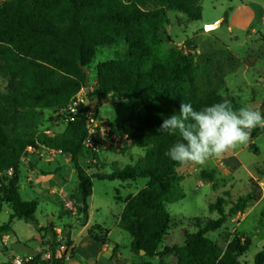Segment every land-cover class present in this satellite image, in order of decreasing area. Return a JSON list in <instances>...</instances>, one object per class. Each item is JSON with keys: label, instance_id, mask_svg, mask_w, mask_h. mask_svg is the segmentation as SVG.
Instances as JSON below:
<instances>
[{"label": "trees", "instance_id": "obj_1", "mask_svg": "<svg viewBox=\"0 0 264 264\" xmlns=\"http://www.w3.org/2000/svg\"><path fill=\"white\" fill-rule=\"evenodd\" d=\"M169 11L191 21L202 19L201 0H0V78L7 82L0 91V213L4 207L11 210L9 221L0 225V235L9 232L16 219L31 222L38 234L51 232V257L44 259L47 251L42 250L32 258L33 264H65V255L55 257L56 248L69 249L73 241L66 227L60 239L54 225L39 227V201L22 199L20 165L29 148H46L70 158L78 179L81 202L75 206L81 227L89 219L94 179H147L146 186L125 201L119 220V227L131 235V251L141 258L134 264H151L145 260L154 258L160 259L159 264H241L240 258L252 246L248 236L227 234L224 248L209 234L262 198L256 184L228 211L225 199L219 197L209 206L219 214L217 219L196 217L182 243L164 245L174 223L168 205L184 197L178 190L185 176L179 172L182 166L165 155L177 137L158 131L163 119L178 112L181 103L200 110L227 99L234 109L241 107L238 97L222 93L240 59L218 39L202 52L195 51L191 39L181 48L166 46ZM121 40L129 45L127 56L97 65L96 90L87 97L91 106L99 94L141 100L145 116L124 131L130 138L129 149H141L144 155L123 167L113 163L110 172L89 175L81 161L94 156L83 144L91 106L80 104L73 120L63 115L66 127L60 133L49 134L40 127L45 111L67 109L86 89L85 70H90L98 48ZM132 122L129 119L128 125ZM262 129L250 135L248 149L255 154L259 149L251 139ZM213 174L203 171L201 176L214 182ZM109 233L101 224L88 230L102 244L108 243ZM169 256L173 263L165 260ZM255 264H264V249Z\"/></svg>", "mask_w": 264, "mask_h": 264}, {"label": "rangeland", "instance_id": "obj_2", "mask_svg": "<svg viewBox=\"0 0 264 264\" xmlns=\"http://www.w3.org/2000/svg\"><path fill=\"white\" fill-rule=\"evenodd\" d=\"M201 6L202 19L197 21H191L178 12H168L170 25L167 27L165 37L166 46L181 48L187 39H191L195 43V51L202 52L213 39H218L221 43H224L240 59L241 64L227 76L222 93H231L238 97L241 106L250 105L264 114V108L262 107V101L264 100V0H201ZM240 6H248L257 11L256 20L247 29L239 28L232 23V18L237 22L242 20L240 12L237 11ZM221 20L222 24L219 28L212 31L206 30L207 26ZM128 49L129 45L124 40L98 48L90 67V90L86 97L96 90L97 65L107 60L125 58ZM6 85V80L0 78V91H4ZM83 90L86 93V89ZM108 99H110V102H107ZM91 107L90 113L93 114L95 119L109 120L113 131L121 136L125 133L124 130L127 127H133L137 120L143 118L146 114L141 100L133 98L119 100L110 94L95 96ZM63 115L65 114L60 111H45L40 129L49 134L62 132L66 127V121L62 118ZM129 119L133 121L130 125H128ZM116 141H118L116 146H106L100 153H91V155H94L93 157L81 161L84 170L89 175H93L100 170L110 172L113 159L118 161V166L123 167L131 164L138 156L144 155V151L141 149H129L130 144L125 140L116 139ZM251 141L258 147L259 154L251 152L247 144V146L225 154L221 160H218L217 164L213 162V165L210 163L212 166H199L184 172L185 179L178 190L184 194V197L168 205V211L174 220L169 231L170 236L174 231L181 234L187 230L192 231L190 225L193 224L192 219L196 217L217 219L219 214L209 210L211 204L215 203L219 197H223L226 202V211H228L240 196L250 192L256 184L260 186L262 198L250 207L245 214H237L236 216L240 219H236L239 220L229 219L221 230L209 234L211 239L216 240L224 248L226 247L225 237L227 234H239L240 236L252 238V246L240 258V261L241 264H255V257L264 249V129L259 130L257 136ZM42 149L36 151L30 149L28 152L29 155H32L33 152L36 153L34 158L36 164L40 161L52 162V160L63 163L68 158L66 155L50 151H46L41 155ZM104 155L107 158H104ZM213 161H217V159ZM31 168L34 169L33 166ZM38 168L46 169L47 166H38ZM203 171L214 173V182L204 180L201 176ZM22 176L24 178L25 173ZM146 183L147 179L145 178H138L135 181L125 182V184L119 180H93V201L98 209L94 214L93 221L94 223H104L106 227L102 226L112 230L109 237L110 245L118 244L124 259H127L131 252L132 238L128 232L116 225L117 214L121 206V202L116 198L118 195L125 198L130 194H135L144 188ZM76 190V183L73 181L65 189V192L68 193L66 200H62L60 204L57 195L44 196L29 186L21 189V195L23 200L35 198L39 200L37 218L46 219L47 214L53 213L55 214L54 222L59 224L58 212L69 214V216L72 212L77 213L74 205L71 204V208L65 205L67 199L71 200ZM10 215L11 210L4 207L0 213V225L8 222ZM11 227L14 233L10 240L11 246H5L4 235H0L1 262H4L6 257L11 255L24 258L29 254H33L38 247V243L33 239L37 235V231L31 222L16 219ZM47 236L51 239L52 233L46 231L45 235L43 233L39 234L40 247L49 245L50 240L46 239ZM168 242L166 238L165 243ZM174 243L178 244L179 241ZM80 250L84 256L88 257L94 254L95 251L94 246H90L86 242L80 244ZM123 262L125 260L120 261V264Z\"/></svg>", "mask_w": 264, "mask_h": 264}, {"label": "crops", "instance_id": "obj_3", "mask_svg": "<svg viewBox=\"0 0 264 264\" xmlns=\"http://www.w3.org/2000/svg\"><path fill=\"white\" fill-rule=\"evenodd\" d=\"M237 11L240 12L239 14H240L242 20L237 22V21H234L232 18V23L239 28L247 29L256 20L257 11L253 8H250L248 6H240ZM253 31H255V30H253ZM107 102H110V99H108ZM46 151L56 153L55 151H51L49 149L43 148L41 155H43V153ZM35 155H36V153L33 152L32 155L27 154L22 159V163L20 165V167H21L20 193H21V189H25L27 186H29L31 189H35L36 191H38L40 194H42L44 196L52 197V196L57 195L59 198V204H60L62 202V200L65 201L67 196H68V193L65 192V189L73 181L76 183V189L78 186L77 175H76L75 169L72 166L70 158H66V161H64L63 163L52 160V162L51 161H42V162L40 161L38 164H36L34 162ZM104 158H107V157L105 156ZM218 160H221V159H217V161L211 160L206 166L210 165V163L213 165V162L215 164H217ZM32 162H34V163H32ZM49 162H51V163H49ZM112 162L118 163V161L116 159H113ZM212 165H210V166H212ZM31 166H33L34 169L31 168ZM35 166H37V167H35ZM38 166H47V168L42 169V168H38ZM198 167L199 166L184 165L179 169V172L183 175L184 172H186L187 170L193 169V168L195 169ZM23 173H25L24 178L22 176ZM124 184H125V182H124ZM93 187H94V184H93ZM135 194H130V195L126 196L125 198H122L119 195L117 196L116 199H118L121 202V206L119 208V212L117 214V219H116L117 220L116 221L117 226H119V220H120V217H121L122 212H123L124 207H125V201L129 197H131ZM93 196L94 195L92 194V197L90 200L89 219H88V222L86 223V225L83 227H81L77 223L78 215H75V214H77L76 212H72L71 216H69V214H64L62 212H58V218L60 219L59 224L54 222V218H55L54 215L55 214H53V213H51L50 215L49 214L46 215L47 220L44 218H40V219L37 218L39 220V227L46 228L50 225H54L55 226L54 229H55L56 234L58 235L59 239L61 238V236L63 234V228L66 227L65 233L67 235H70V238L73 241V246L69 249L66 248V249L60 250L59 247L56 248L55 257L61 258L62 256L65 255L66 256L65 264H120V261H123V260H125V262H123L125 264H134V263L140 262L141 258L139 256L135 255L132 251L130 252L128 258L124 259V256L122 255V253L119 249L120 246L118 244H115L114 246L110 245V238L109 237L112 233V230H109L108 228H106L110 231V233L108 235L109 241L106 244L98 243V242L94 241L89 236L88 230L93 225H95V224L104 225V223H98V222L94 223V221H93L94 214L96 211H98V209L96 208V206L94 204ZM35 199H37V198H35ZM35 199H31V200H35ZM80 202H81V198H80L78 190H76L75 193L73 194L71 200L67 199V203L65 205L67 207L68 206L70 207L71 204L75 206V204H79ZM39 204H40V202H39ZM236 218H239V217L235 216L234 218H232V220H239L240 219V218L239 219H236ZM68 225H70L69 228H68ZM187 232H189V231L187 230L181 234V233L174 231V233L171 236H170V234L167 236V239L169 242L165 243V241H164V245H173V244H175L174 243L175 241H179V243H182L184 241V235ZM45 233L46 232H43L44 235H45ZM3 235H4L3 237L5 238L4 239L5 246H11L10 240L14 235V233L12 232V227H11V230L9 232H7L6 234H3ZM38 238H39V234L37 232V235H35L33 237V239H35V242L38 243V247L33 254H29L28 256H26L24 258H33L35 255L40 253L42 250H45V251L47 250L48 253H51V251L49 250L50 249L49 248L50 243L48 246L40 247L41 243H40ZM46 239L48 241L50 240L48 238V236ZM83 242L88 243L90 246H94V249H95L94 254L90 255L89 257L86 255L84 256V254H82V252L80 250V244H82ZM115 246L117 247V251L114 254L113 250H114ZM43 257H45V256H43ZM165 260L169 263H173L174 257L169 256V257H166ZM145 261H149L151 264H159L160 263L159 258L146 259Z\"/></svg>", "mask_w": 264, "mask_h": 264}, {"label": "clouds", "instance_id": "obj_4", "mask_svg": "<svg viewBox=\"0 0 264 264\" xmlns=\"http://www.w3.org/2000/svg\"><path fill=\"white\" fill-rule=\"evenodd\" d=\"M264 128V114L250 105L234 109L231 101L194 109L181 103L179 111L163 119L158 131L177 137L165 152L180 166H206L211 160L247 146L251 132Z\"/></svg>", "mask_w": 264, "mask_h": 264}, {"label": "built area", "instance_id": "obj_5", "mask_svg": "<svg viewBox=\"0 0 264 264\" xmlns=\"http://www.w3.org/2000/svg\"><path fill=\"white\" fill-rule=\"evenodd\" d=\"M86 102V95L84 90L77 94L72 103L68 106L67 109H62L60 112L62 114H68L70 120H73V116L78 113V107L80 104H84ZM88 118V126L89 132L88 136L84 140V146L87 150L92 153H100L102 149L106 146H116L118 143L117 140L122 139L130 144L129 135L123 133V135H117L113 131V127L109 120H97L93 117L92 113L87 115ZM32 148H29V150ZM13 173L12 170L8 172L9 175ZM60 250L66 249V246L59 247ZM1 255V252H0ZM44 259H49L51 257V253H46L44 255ZM32 260V258H22L20 256H7L4 262L0 261V264H25L26 262Z\"/></svg>", "mask_w": 264, "mask_h": 264}, {"label": "water", "instance_id": "obj_6", "mask_svg": "<svg viewBox=\"0 0 264 264\" xmlns=\"http://www.w3.org/2000/svg\"><path fill=\"white\" fill-rule=\"evenodd\" d=\"M221 24H222V20L219 21V22H217V23H215V24H212V25L207 26V27H206V30H207V31L215 30V29L219 28V27L221 26ZM85 73H86V75H87V81H86V93H85V95H86V94L89 92V90H90V83H89L90 70H89V69H86V70H85ZM85 104H86V106H88V107L90 106V101H89V99H88L87 97H86V102H85ZM143 254H144V252L141 253V255H143ZM25 264H33V261L30 260V261L26 262ZM123 264H125V263H123Z\"/></svg>", "mask_w": 264, "mask_h": 264}]
</instances>
